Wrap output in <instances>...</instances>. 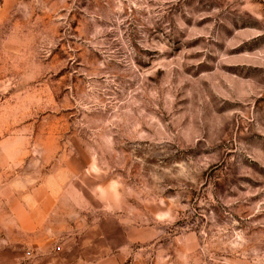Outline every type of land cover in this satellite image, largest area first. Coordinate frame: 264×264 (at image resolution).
I'll use <instances>...</instances> for the list:
<instances>
[{"label": "rangeland", "instance_id": "rangeland-1", "mask_svg": "<svg viewBox=\"0 0 264 264\" xmlns=\"http://www.w3.org/2000/svg\"><path fill=\"white\" fill-rule=\"evenodd\" d=\"M0 264H264V0H0Z\"/></svg>", "mask_w": 264, "mask_h": 264}, {"label": "crops", "instance_id": "crops-1", "mask_svg": "<svg viewBox=\"0 0 264 264\" xmlns=\"http://www.w3.org/2000/svg\"><path fill=\"white\" fill-rule=\"evenodd\" d=\"M34 216H37V217L40 216L39 212L38 211H30L29 217H34ZM27 228L32 229L33 228V224L27 225ZM26 230H28V229H26Z\"/></svg>", "mask_w": 264, "mask_h": 264}]
</instances>
